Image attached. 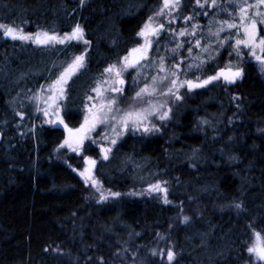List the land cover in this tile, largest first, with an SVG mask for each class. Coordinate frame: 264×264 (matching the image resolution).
<instances>
[{
	"label": "trees",
	"instance_id": "obj_1",
	"mask_svg": "<svg viewBox=\"0 0 264 264\" xmlns=\"http://www.w3.org/2000/svg\"><path fill=\"white\" fill-rule=\"evenodd\" d=\"M161 3L85 0L81 6L80 0H0V23L25 33L56 30L61 35L78 23L90 41L87 46L73 41L70 47H44L0 32V264H99L101 257L104 264H169L166 254L152 255L153 249L169 247L176 253L172 264H249L245 242H256L249 223L264 234V79L256 63L244 64L234 93L217 96L223 103L236 97L233 121L229 109L208 104L216 91L205 99L194 91L188 102L178 100L166 135L128 136L113 159H101L94 170L101 189L105 195L121 194L104 201L79 174L82 156L57 151L64 131L39 120L29 99L50 73L86 48V69L72 85L64 115L70 127L78 126L94 80L134 45L137 32ZM183 5L181 17L202 19L193 11L195 0H183ZM175 44L163 33L159 55L172 57L165 46ZM206 112H216L210 123L220 138H206L207 127H194L196 117ZM88 152L94 154V148L83 155ZM122 154L130 162L126 168ZM142 163L154 164L149 170L155 180L167 182L170 203L156 193L124 195L143 186L134 173ZM184 216L190 221L184 223Z\"/></svg>",
	"mask_w": 264,
	"mask_h": 264
},
{
	"label": "snow or ice",
	"instance_id": "obj_2",
	"mask_svg": "<svg viewBox=\"0 0 264 264\" xmlns=\"http://www.w3.org/2000/svg\"><path fill=\"white\" fill-rule=\"evenodd\" d=\"M84 3L85 0H80L81 6ZM183 6V0H162L158 10L147 17L137 32V36L143 40V43L130 49L128 54L119 58L116 63L108 64L100 73L99 79L94 80V86H90L89 91L85 94L86 102L83 103V120L78 127H70L65 122L64 115L67 114L66 102L69 99L72 85L86 69V48L61 65L57 73H50L46 84L40 85L39 90L29 98L35 103L36 111L42 113L46 118L45 123L63 126L66 135L57 151L66 149L82 156L85 167L79 174L86 184H90L99 192L101 201L107 200L109 195L119 197L121 194L109 192V195H105L101 189L100 181L94 175L97 161L91 156L83 155L90 150L91 145H97L100 153L103 154V159L107 160L112 152L111 146H115L124 134L129 131L144 134L158 131L159 129L153 123L152 118H158L160 121L170 118L172 109L167 106L168 100L155 102L153 98L157 95L180 100L183 98L180 88L186 87L190 91L195 88H204L221 80L227 84L235 83L243 76L244 69L241 63H232L233 52L237 60H241L244 55L254 59L261 72L264 73V36L260 34L264 32V0H254L253 3H249L248 0H242V2L241 0H228L227 4L222 3L221 0H195L193 11L196 15L208 17L207 9L219 10L209 18L206 43H202L204 40L202 25L193 23L190 29L187 27L189 22L195 19V15L183 16L182 19L186 26L180 28L179 31L172 27L181 19ZM229 8L232 11H228ZM197 9H199L198 12ZM224 13L227 14V19L215 18ZM159 17H163L164 22H161ZM0 32L12 40L30 41L44 47H53L57 44L70 47L73 41L82 42L85 46L90 44V41L84 38V30L78 23L72 27L71 31L64 32L62 35L56 30L25 33L22 28L5 23H0ZM165 32L176 42L174 48L167 49L165 46L166 51L173 53L172 57L159 55V38ZM222 33H226V35L222 36ZM154 44L156 45L157 58L155 61H149V52L153 49ZM225 46L232 49L229 52L230 59L223 67L217 65L218 70L214 74L196 76L194 80L180 79L182 75L187 77L188 72L192 70L204 72L209 63L216 60L219 49ZM185 47H187L188 56L177 60L180 55L179 50ZM194 49H199L200 53L206 54L207 58H202L199 53L193 55ZM245 49L247 52H244ZM170 58L176 62L169 64ZM186 59H190L192 62L185 65ZM149 63L154 64L157 75L144 76L143 86H140L142 69ZM53 67L56 66L53 65ZM129 69L136 72V75L132 77V84L135 86L134 95L126 107H121L127 83L124 74ZM165 82L167 83L165 84ZM17 115L23 118L22 113L18 112ZM98 129L103 130L97 131ZM93 133L96 134L95 137ZM86 142H88L87 146ZM166 184V181L150 184L148 191L162 193L164 203L167 204L170 202L167 199ZM135 194L132 193V195ZM235 207L242 209L243 205L237 203ZM189 221L190 217H183L184 223ZM248 227L256 238V242L253 244L245 242L246 250L249 253V264H264V234L255 231L252 223H249ZM160 239L164 240L165 237L160 236ZM165 254L169 264H172L176 256L172 247L166 250H152L154 256H164ZM99 264H104L102 257L99 258Z\"/></svg>",
	"mask_w": 264,
	"mask_h": 264
},
{
	"label": "rangeland",
	"instance_id": "obj_3",
	"mask_svg": "<svg viewBox=\"0 0 264 264\" xmlns=\"http://www.w3.org/2000/svg\"><path fill=\"white\" fill-rule=\"evenodd\" d=\"M221 2L227 4L228 3V0H221ZM241 2H242V0H241ZM248 2L249 3H253L254 0H248ZM207 11L209 12V16L208 17H205V16L201 15L202 19H199L198 20V18L196 17L193 21L189 22V24L187 25V27L189 29L191 28V24H193V23H199L200 25L203 26L204 40L202 41V43H206L207 42V39H208L207 26L209 24V18L213 17V15H214L213 14V9H207ZM216 11H219V10L217 9ZM228 11H232V9L229 8ZM221 15L222 16L219 15V16H216L215 18L216 19H220V20H223V19H227L228 18L226 13L221 14ZM184 16H186V15H184ZM182 17H181V19H180L179 22L177 21L174 25H172V27L175 28L177 31H179L180 28H183V27L186 26L185 23H184V21H183V19H182ZM158 19L161 21V17H159ZM258 27H260V26H258ZM260 34L262 36H264V32H261ZM197 35L199 37V32H198ZM221 35L224 36V35H226V33H222ZM171 40H172V38H171ZM213 44H215V41H213ZM174 47H175V45L173 47H171V48H174ZM155 48H156V45L154 44L153 45V49L149 52V61H155V59L157 58V54L155 52ZM163 50L164 49H162L160 47V52L163 51ZM230 51H232V49L230 47H228V46H225L224 48L219 49V55L216 56V60L210 62L211 63V66L213 67L214 64L216 63V61L219 59V57L221 59L222 56H223V59L226 60V63H227L229 61V59H230V57H229V52ZM244 52H247V49H245ZM179 53H180V55L177 57V60L180 59L181 57H185L186 58L188 56L187 47L184 48V49H180L179 50ZM198 53L201 54L202 58H205V59L207 58L206 54L200 53V50L199 49H194L193 55H197ZM171 54L173 55V53H171ZM234 56H235V54H234ZM169 57H171V56H169ZM231 57H233V56H231ZM169 60H171L172 63L176 62V61L172 60L171 58ZM251 60L255 61L254 59L248 57L247 55H244L241 58V60H237V58H236V62L237 63H243L244 61H251ZM171 61H170V64H171ZM191 62L192 61L190 59H186L185 60V65L188 64V63H191ZM145 63H148V62H145ZM256 64H257V62H256ZM257 67H258V69H259V71H260V73L262 75V78L264 79V73L261 72L260 67H259L258 64H257ZM206 70H207V68H206ZM205 71L204 72H197L195 70H192V71H189L188 72L187 77H184L182 75L180 77V79L183 80V79L187 78V79L194 80V78L196 76H204ZM142 72H143V75L140 77V86H143L144 76H149L150 77V76H153V75H157L156 68H155L154 64H152V63H149L147 67H145L144 69H142ZM135 75H136V72L134 70H132V69H129L128 72H126L124 74V78L126 79V82L127 83L125 85L124 98H122V100H121V104H120L121 107H126L127 104L130 102V98L134 95V87L135 86L132 84V77L135 76ZM166 83L167 82H165V84ZM186 89H187L186 87L180 88V91H183L184 93H190L189 90H186ZM213 92H215V91H212L210 93H213ZM153 99H154L155 102H161V101H163L165 99L168 100V105L167 106L168 107H171V109H172V111L170 113V118L168 120H166V121H160L158 118H152L153 123H155L156 126H157V128L159 129L158 131H154V132L147 133V134H144L142 132H135V133H133V132L129 131L128 133L124 134L118 140V142H117V144L115 146H111L112 147V152L109 154V160L113 159L114 152L117 149L119 143L122 142L123 140H125L128 136H133V137H139V136L140 137H149V136H154V135H157V134H162V135L164 134V135H166L167 129L169 127V122L173 120V117H172L173 108L176 106L178 100H176L175 98L161 97L159 95H157ZM215 105L217 107V110L224 108V111H225V110H228L229 109V116L228 117H229V119L231 121H233V117H231V114H234L235 115V110L234 109L237 106L236 97L233 98V99H231L230 102H228V103H223L222 101H219V102L216 101ZM41 107H43L42 104H41ZM37 113L40 116L39 120H41L43 123H45V119L46 118L42 115V113H40V112H37ZM211 113L215 114L216 112H211ZM211 113L206 112V113L202 114L198 119L196 117L194 123H196L197 125L194 126V127L197 130L199 129V130H202V131L204 130L205 127H207V132L205 134V135H207L206 138H210V139H212L213 137L220 138L221 133H220V130L218 129L219 126H220V124H219V126H217V129L218 130H217V133L215 134L214 133V130H213V125H211V123H210V122H212L211 121L212 120L211 117H213V114H211ZM236 113H237V111H236ZM217 117H219V116H217ZM205 121H207V122H205ZM45 124H48V123H45ZM48 125H51V124H48ZM52 126H57V125H52ZM102 130L103 129H98L97 131H102ZM95 135L96 134L93 133V136L94 137H95ZM86 146H87V144H86ZM106 146H110V145H106ZM93 147H94L95 153L93 154L92 152H88L86 154H91V157L98 162V165L96 164L97 166L95 167V169H96V168H98L99 166L102 165L100 160L103 159V154L100 153V149H99V147L97 145H94ZM61 150H64V149H61ZM169 157L171 158L172 156H169ZM121 158H122V160H121L120 163H121L122 166H124V168H126V165L130 164V162L129 161H126V159L123 157V154H122ZM154 164H156V161H154ZM154 164H149V165L153 167ZM149 165H145V164L142 163V164H137V165L134 166V173H135V175L136 174H139V176L142 179L141 185H143V186H139V187L135 188L134 190L128 191L127 193L124 194L125 196L131 197V198H134V197L139 198V197H142L144 195H147V193H156L161 198H163V194L162 193L149 192L148 191V188H149V185L150 184H155V183L160 182L159 180H155L156 177H155L154 173H152L153 171H150L149 170ZM84 167H85V165H84ZM121 170H122V168H121ZM132 193H136V194L135 195H132ZM107 195H109V192L107 193Z\"/></svg>",
	"mask_w": 264,
	"mask_h": 264
},
{
	"label": "flooded vegetation",
	"instance_id": "obj_4",
	"mask_svg": "<svg viewBox=\"0 0 264 264\" xmlns=\"http://www.w3.org/2000/svg\"><path fill=\"white\" fill-rule=\"evenodd\" d=\"M136 38H137V39H136V42L134 43L133 46H131V47L127 50V52H126L125 55L128 54V52H129L130 49H132L133 47L137 46L138 44L143 43V40H142L141 38H139L138 36H136ZM139 41H140V42H139ZM35 45H36V44H35ZM234 54H235V53L233 52V54H232L233 57H231V60H232V63H233V64H236V63H237V62H236V56H234ZM125 55H123V56H125ZM222 59H223V58L220 59V57H219V59L216 61V63L214 64L213 67L211 66V63H210V64L207 66L208 68H210V70H206L204 76L209 75V74H214V72H215L216 70H218L217 65H219L220 67H223V65L226 63V60H224V62H222ZM248 62H254V63H256V61H253V60H251V61H244V63L241 64V66L243 67V69H244V64H246V63H248ZM243 75H244V73H243ZM242 78H243V76H242L240 79H238L235 83H232V84H227V83H225L224 81L221 80V81H219V82H214L213 84L208 85V86H206V87H204V88H195V89H192V90H190L189 92H190V93H192V92H194V91L202 92V97H203V99H205L208 93H210V92H212V91H216V92H217V95L215 96L214 100H210V102L208 103V104H210V103H213V102H214L213 105L215 106L216 101H218V102L220 101V100L217 98V96H218L219 98H221V92H222V91L224 92V94H225L226 96L229 95V94H231V93H234L235 90H236V86H237L238 82H240V81L242 80ZM186 90H188V89H186ZM188 94H189V93H184V96H183V98L185 99L184 102H188V101H187V100H188ZM78 126H79V125H78ZM78 126H75V127H78ZM57 127L61 128V129L64 131L62 125H57ZM64 133H65V135H66V132H65V131H64ZM64 137H65V136H64ZM131 137H133V136H131ZM139 137H140V136H139ZM86 144H88V142H86ZM93 146H94V145H91V148H94ZM84 155H85V154H84ZM86 155L91 156V154H86Z\"/></svg>",
	"mask_w": 264,
	"mask_h": 264
},
{
	"label": "water",
	"instance_id": "obj_5",
	"mask_svg": "<svg viewBox=\"0 0 264 264\" xmlns=\"http://www.w3.org/2000/svg\"><path fill=\"white\" fill-rule=\"evenodd\" d=\"M2 140H3V132L0 130V144H1Z\"/></svg>",
	"mask_w": 264,
	"mask_h": 264
}]
</instances>
